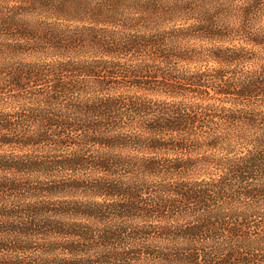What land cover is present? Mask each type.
<instances>
[{
  "label": "clouds",
  "instance_id": "obj_1",
  "mask_svg": "<svg viewBox=\"0 0 264 264\" xmlns=\"http://www.w3.org/2000/svg\"><path fill=\"white\" fill-rule=\"evenodd\" d=\"M0 264H264V0H0Z\"/></svg>",
  "mask_w": 264,
  "mask_h": 264
}]
</instances>
